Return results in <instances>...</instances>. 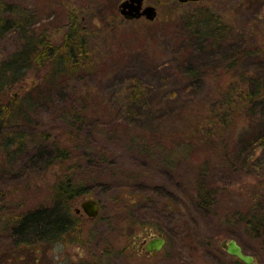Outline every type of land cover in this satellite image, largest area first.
Instances as JSON below:
<instances>
[{"label":"rangeland","instance_id":"obj_1","mask_svg":"<svg viewBox=\"0 0 264 264\" xmlns=\"http://www.w3.org/2000/svg\"><path fill=\"white\" fill-rule=\"evenodd\" d=\"M119 1L0 0V20L5 24L0 27V66L27 40L39 35H50L58 42L67 30V13L73 7L82 10L80 26L94 55L91 68L81 75H66L54 84L45 63L39 62L0 92L3 103L13 101L8 120L14 124L4 130L21 132L27 141L21 150L15 144L5 149L0 134V230L10 234L4 240L0 231V264H240L219 245L225 232L219 214L240 200V189L222 193L220 204L212 210L192 200L197 165L206 149L190 151L191 165L179 149L169 160L165 155L147 156L122 141V128L116 122L135 80L144 85L150 104L140 112L151 116L178 115L182 102L195 104L215 94L222 84L216 74L228 63L219 59L227 44L222 50L192 44L187 48L183 16H200L197 11H201L223 17L234 26L233 37L227 41L230 47L242 45L236 34L248 29L254 31L249 42L259 33L257 41L264 45V0H162L158 4L157 0H144L156 7L152 20L123 17ZM98 16H107L110 26ZM263 61L259 54L244 60L241 67L257 69L264 66ZM183 64L199 70L190 84L176 70ZM2 73L12 77L7 69ZM226 75L231 73L224 70L222 79ZM86 88H92L88 96ZM85 97L87 113L93 112L94 117L81 118L72 126L67 109L71 105L80 109ZM108 128L110 140L105 135ZM50 140L76 148L62 162L55 158L48 162L44 156H54ZM238 170L216 168L207 181L242 180L244 171ZM64 179L86 183L85 195L69 202V212L78 216L75 209L80 202L92 197L99 205L97 216L92 220L78 216L70 241L65 237L51 242L31 239L28 245L15 242L11 233L16 223L27 212L51 207L55 185ZM121 190L129 197L125 206L113 199ZM143 226H151L154 233L161 232L166 238L155 256L131 251L134 234ZM235 239L254 256L255 264H264V244L254 238Z\"/></svg>","mask_w":264,"mask_h":264},{"label":"trees","instance_id":"obj_2","mask_svg":"<svg viewBox=\"0 0 264 264\" xmlns=\"http://www.w3.org/2000/svg\"><path fill=\"white\" fill-rule=\"evenodd\" d=\"M161 1L157 0L156 3ZM81 11L76 7L68 11L67 30L58 42H53L50 35H39L36 39L27 40L20 51L3 62L0 66V92L15 80L17 82L21 79L26 68L38 65L39 62L45 63L54 84L63 76L74 77L87 72L91 68L94 55L89 40L80 26ZM197 13L200 16L197 14L183 16L185 46L187 48L191 44L202 48L205 46V49L207 47L212 51L215 48L222 50L227 44L223 55L219 57L228 60V63L222 65V70L216 74L219 75L218 82L222 83L218 91L200 98L195 104L182 102L183 106L178 115L165 117V113H158L157 116H151L140 112L150 104L146 98L144 85L135 80L129 86L131 89L123 114L121 108V115H117L119 118L116 127L122 128V141L129 144L133 150L146 153L147 156L165 155L169 160L168 157L174 154L175 149H179L185 162L191 165L188 161L190 151L199 147L205 148L204 158L207 160L202 158L203 160L200 159L202 162L197 165L193 202L205 210H212L220 204L222 193L229 195L240 189V200H235L234 206L225 208L219 214V222L225 228L221 236L254 238L264 244V66L257 69L241 67V63L247 58H257L259 54L264 58V45L257 41L261 36L259 33L256 34V39L252 37L254 39L249 42L254 31L248 29L247 32L236 34L242 45L234 43L235 45L230 47L227 41L233 37L234 26L228 24L221 16L201 11ZM107 19V16H98V20L106 22ZM107 24L106 22V26ZM4 25L0 20V27ZM6 69L12 76H9V79L2 73ZM176 70L182 79L186 81L190 79L188 84L199 75L198 68L190 65L183 64ZM224 70L225 74L231 75H226L222 79L225 76H222ZM90 89L92 90L86 88L85 96L89 95ZM38 92L40 93V90ZM85 100L80 109L73 105L67 109L66 114L72 119L70 122L72 126L81 118L94 117L93 112L87 113L88 98L85 97ZM5 101L3 103V100H0V134L3 133L5 138V149L15 144L21 150L27 142L22 133H9L4 130L6 126L10 128L14 124L8 120L11 117L13 101L9 102L8 99ZM148 128L151 129L147 130ZM109 132L110 128L105 131L108 140L112 138ZM7 134L8 137H5ZM69 134H73L72 131ZM49 146L52 148L50 152L54 151V156H44L48 162L54 158L62 162L61 160L70 157L72 150L76 148L74 145L70 149L55 140H50ZM216 168L231 172L243 169L244 178L240 180V177L233 182L209 184L207 179ZM85 184L77 180L73 183L70 179L57 182L53 205L24 214L12 230L16 240H22L20 243L25 245H28L27 242L31 239L51 242L68 237L66 240H72L77 230L78 216L69 212V202L85 195ZM244 185L247 189L243 191ZM113 199L124 206L130 203L124 190L114 194ZM235 260L242 264L237 258Z\"/></svg>","mask_w":264,"mask_h":264},{"label":"water","instance_id":"obj_3","mask_svg":"<svg viewBox=\"0 0 264 264\" xmlns=\"http://www.w3.org/2000/svg\"><path fill=\"white\" fill-rule=\"evenodd\" d=\"M180 2L198 1V0H178ZM143 0H122L118 4V10L123 17L138 18L143 15L146 19L152 20L156 16V8L154 5L147 4L142 8ZM80 207L88 215V217L95 218L98 214L97 201L92 197H84L80 202ZM152 239L146 245L147 251L155 256L165 245L166 238L161 232L154 233L150 229ZM220 246L231 256L236 257L244 264H255L254 256L244 252L242 246L235 238H224L219 242Z\"/></svg>","mask_w":264,"mask_h":264},{"label":"flooded vegetation","instance_id":"obj_4","mask_svg":"<svg viewBox=\"0 0 264 264\" xmlns=\"http://www.w3.org/2000/svg\"><path fill=\"white\" fill-rule=\"evenodd\" d=\"M122 0L119 1V3L121 2ZM198 1H203V0H198ZM196 1V2H198ZM147 5V4H144V0H143V4H142V8ZM153 5V4H151ZM156 8V7H155ZM140 17H144L143 15H141ZM138 17V18H140ZM136 19V18H134ZM76 212L78 214L79 217L81 218H87V220H91L87 215L86 213L79 207H77L76 209ZM150 229H151V226H143L142 228H140L139 230H137V232L134 234V242L131 246L132 248V251L133 252H136L139 256H142L143 254L148 256L151 254L147 251V247L146 245L148 244V242L152 239V236H151V232H150ZM1 232H3L5 234V238L4 240H7L9 239V236L10 234L8 233L7 235V232H5L4 228H1L0 230ZM12 236H13V240L16 242V241H22V240H16V237L14 236V232L12 231ZM0 241H3L1 238H0Z\"/></svg>","mask_w":264,"mask_h":264}]
</instances>
